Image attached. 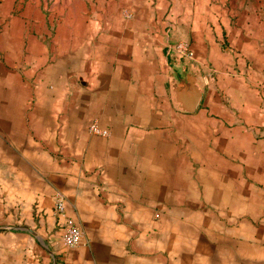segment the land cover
I'll return each mask as SVG.
<instances>
[{
  "label": "crops",
  "instance_id": "obj_1",
  "mask_svg": "<svg viewBox=\"0 0 264 264\" xmlns=\"http://www.w3.org/2000/svg\"><path fill=\"white\" fill-rule=\"evenodd\" d=\"M3 1L0 264H153V218L178 251L185 217L193 229L206 224L211 239L223 232L222 264H264L261 43L240 37L222 52L188 45V60L156 29L110 33L84 14L78 33L48 32L51 22L22 0L15 16ZM58 1L72 2L53 0L52 16ZM184 73L201 86L192 113L176 110L170 89ZM91 121L107 136L88 133ZM55 192L83 231L73 248L60 241ZM126 248L133 257L114 256Z\"/></svg>",
  "mask_w": 264,
  "mask_h": 264
},
{
  "label": "rangeland",
  "instance_id": "obj_2",
  "mask_svg": "<svg viewBox=\"0 0 264 264\" xmlns=\"http://www.w3.org/2000/svg\"><path fill=\"white\" fill-rule=\"evenodd\" d=\"M20 1H3L7 3L8 16L16 15L18 11L16 4ZM71 1L66 5L67 8L63 6L66 2L64 4L58 1L59 7L56 9L60 12L58 16L51 15L53 9L49 6L55 3L53 0H22V3L24 8H30L27 9L30 14L51 22V29H48V32H53L56 26V32L66 33L70 30L72 33H78L80 27L82 29L84 27L82 21L86 14L91 22L98 17L99 30L108 29L107 32L110 33L127 34L148 33L149 30L156 29L167 35L174 44L184 42L192 49L196 44L200 50L205 48L209 51L208 46L212 44L222 52L225 49H233L232 41L238 42L240 37L259 41L264 48V0H85L88 6L80 0ZM59 18L66 22L60 30L57 28L59 22H56ZM148 19L151 20V25H148ZM204 69L212 70V66L204 65ZM168 106L169 113L175 112L171 101ZM187 205L190 207L191 203ZM166 220L172 222L174 219ZM183 220L184 248L176 251L175 234L168 236L167 240L162 238L164 224L160 218H153L151 250L147 253L153 264L154 261L164 262L166 258L167 264L224 263V249L222 244L218 243L222 241L223 232L218 235L220 233L216 231L218 234L211 239V235L205 230L203 233L200 231L206 224L198 222L201 228L196 230L192 228L191 218L185 217ZM218 226L216 224L215 229H219ZM207 228L205 226L203 229ZM164 240L168 243V252L163 248ZM113 252L118 258L133 257L135 254L127 248Z\"/></svg>",
  "mask_w": 264,
  "mask_h": 264
},
{
  "label": "built area",
  "instance_id": "obj_3",
  "mask_svg": "<svg viewBox=\"0 0 264 264\" xmlns=\"http://www.w3.org/2000/svg\"><path fill=\"white\" fill-rule=\"evenodd\" d=\"M171 49L179 56L192 60V51L187 43L178 42L174 44ZM87 131L90 134L97 136H107L106 129L100 128L96 121H91L87 125ZM53 215L59 223L60 241L66 248H73L77 246L83 238V231L75 221L71 220L65 214V202L61 193L55 192L53 195Z\"/></svg>",
  "mask_w": 264,
  "mask_h": 264
},
{
  "label": "water",
  "instance_id": "obj_4",
  "mask_svg": "<svg viewBox=\"0 0 264 264\" xmlns=\"http://www.w3.org/2000/svg\"><path fill=\"white\" fill-rule=\"evenodd\" d=\"M176 110L194 112L201 96V86L192 73H184L170 85Z\"/></svg>",
  "mask_w": 264,
  "mask_h": 264
}]
</instances>
